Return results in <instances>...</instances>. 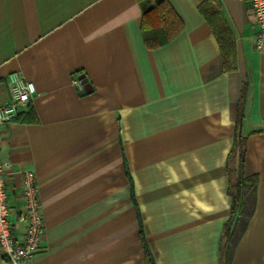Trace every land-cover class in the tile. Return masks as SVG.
Instances as JSON below:
<instances>
[{"label": "crops", "instance_id": "crops-1", "mask_svg": "<svg viewBox=\"0 0 264 264\" xmlns=\"http://www.w3.org/2000/svg\"><path fill=\"white\" fill-rule=\"evenodd\" d=\"M166 2L180 31L147 48L138 0H0V106L9 74L35 87L0 128L15 237L23 172L39 186L44 233L30 264H149L143 244L153 264H221L238 129L257 182L230 264H264V46H252L250 2ZM209 4L233 42L228 70Z\"/></svg>", "mask_w": 264, "mask_h": 264}, {"label": "trees", "instance_id": "trees-1", "mask_svg": "<svg viewBox=\"0 0 264 264\" xmlns=\"http://www.w3.org/2000/svg\"><path fill=\"white\" fill-rule=\"evenodd\" d=\"M142 5L141 33L147 48H157L168 43L181 28V23L166 0H138ZM218 4L202 6L201 12L210 23L214 35L221 48L225 69L234 67L235 51L231 37L221 22ZM245 99L244 90L238 104V123L244 120ZM261 130H255L259 132ZM246 155V136L239 129L234 135L231 149L226 158V173L228 176L227 193L231 200V212L225 222L219 245V260L221 264H230L233 249L241 233L246 227L252 213L255 200L256 175H246L244 172ZM236 168H232V162ZM149 264H153L145 245L143 244Z\"/></svg>", "mask_w": 264, "mask_h": 264}, {"label": "built area", "instance_id": "built-area-1", "mask_svg": "<svg viewBox=\"0 0 264 264\" xmlns=\"http://www.w3.org/2000/svg\"><path fill=\"white\" fill-rule=\"evenodd\" d=\"M256 32L252 37V46L261 50L264 46V0H249ZM9 93L8 103L0 106V128L18 118L21 109H25L34 93L35 87L21 73L13 72L6 78ZM9 163L0 156V264H30L32 255L41 248L44 233V215L39 197V186L31 172H23L21 195L23 210L18 213V221L25 224L21 237L13 234L14 223L8 218L11 210L8 204L5 173Z\"/></svg>", "mask_w": 264, "mask_h": 264}, {"label": "rangeland", "instance_id": "rangeland-1", "mask_svg": "<svg viewBox=\"0 0 264 264\" xmlns=\"http://www.w3.org/2000/svg\"><path fill=\"white\" fill-rule=\"evenodd\" d=\"M232 168H236V162H232Z\"/></svg>", "mask_w": 264, "mask_h": 264}]
</instances>
